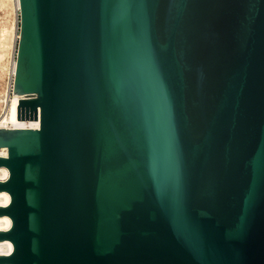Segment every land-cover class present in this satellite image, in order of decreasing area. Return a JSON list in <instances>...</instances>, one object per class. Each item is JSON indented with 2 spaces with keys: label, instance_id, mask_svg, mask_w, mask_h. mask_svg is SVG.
<instances>
[{
  "label": "water",
  "instance_id": "water-1",
  "mask_svg": "<svg viewBox=\"0 0 264 264\" xmlns=\"http://www.w3.org/2000/svg\"><path fill=\"white\" fill-rule=\"evenodd\" d=\"M0 264H264V0H19Z\"/></svg>",
  "mask_w": 264,
  "mask_h": 264
},
{
  "label": "bare ground",
  "instance_id": "bare-ground-1",
  "mask_svg": "<svg viewBox=\"0 0 264 264\" xmlns=\"http://www.w3.org/2000/svg\"><path fill=\"white\" fill-rule=\"evenodd\" d=\"M0 5L5 6L9 10L8 13L12 16V23H2L0 26V44L1 48L5 51L12 53L13 57L10 63V70L8 75V85L5 88V92L0 96V128H15L18 125H36L38 122H15L10 119L11 105L14 100H19V94L10 92V81L15 71V45L17 43L19 32H18V13L19 0H0ZM8 94H13V98L8 99ZM2 98V99H1ZM0 156H7V148L0 147ZM8 177V169L5 166H0V181L6 180ZM10 202V195L6 191H0V206H6ZM11 226V219L7 215L0 216V230H8ZM13 245L10 240L0 241V255H7L12 252Z\"/></svg>",
  "mask_w": 264,
  "mask_h": 264
},
{
  "label": "rangeland",
  "instance_id": "rangeland-1",
  "mask_svg": "<svg viewBox=\"0 0 264 264\" xmlns=\"http://www.w3.org/2000/svg\"><path fill=\"white\" fill-rule=\"evenodd\" d=\"M8 12L9 10L6 9L5 6L0 5V26L2 25V23L5 24L7 23L9 25L10 23H12V16ZM15 45H17V43ZM14 55H16V46H15ZM12 57H13L12 53H10L7 50L5 51L3 48H1V44H0V96L4 94L5 88L9 82L8 75H9L10 63ZM12 98H13V94H8V99L12 100Z\"/></svg>",
  "mask_w": 264,
  "mask_h": 264
},
{
  "label": "built area",
  "instance_id": "built-area-1",
  "mask_svg": "<svg viewBox=\"0 0 264 264\" xmlns=\"http://www.w3.org/2000/svg\"><path fill=\"white\" fill-rule=\"evenodd\" d=\"M17 13H18V17H19V8L17 9ZM18 23H19V20H18ZM18 32H19V27H18ZM13 76L14 74L12 75V78H11V81H10V92L12 93L13 92Z\"/></svg>",
  "mask_w": 264,
  "mask_h": 264
}]
</instances>
